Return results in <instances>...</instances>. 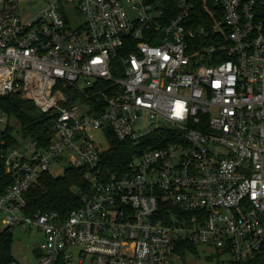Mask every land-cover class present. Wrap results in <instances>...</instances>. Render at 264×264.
<instances>
[{
  "label": "built area",
  "instance_id": "1",
  "mask_svg": "<svg viewBox=\"0 0 264 264\" xmlns=\"http://www.w3.org/2000/svg\"><path fill=\"white\" fill-rule=\"evenodd\" d=\"M40 1L0 0V97L54 121L30 158L0 130V236L41 234L34 264H173L186 245L264 262V0ZM110 135L136 150L113 170ZM64 161L90 194L31 214L26 192Z\"/></svg>",
  "mask_w": 264,
  "mask_h": 264
},
{
  "label": "trees",
  "instance_id": "2",
  "mask_svg": "<svg viewBox=\"0 0 264 264\" xmlns=\"http://www.w3.org/2000/svg\"><path fill=\"white\" fill-rule=\"evenodd\" d=\"M0 110L9 118L14 116L26 138L37 141L40 147H47L50 143V129L53 125V115L43 114L27 99L21 97L19 92L9 96L0 97ZM7 145L17 146V139L12 135V126L8 121L3 132ZM111 147L104 150L103 157L107 159L108 167L113 170L117 162H126L136 150L132 145H125L113 136L108 137ZM85 171L82 168L68 167L61 175H53L52 172L42 175L37 185L26 192V199L31 214L47 211L59 212L63 216L69 215L73 210L81 207L82 197L91 192L89 183L84 179ZM13 182V178L6 173L5 164L0 159V192H4ZM12 235L8 232L0 236V251L4 250V260H13L10 257ZM188 252L197 254V248L192 245L184 246ZM213 254L207 257L212 259ZM220 256V255H219ZM227 264H264L262 259L234 262L228 259Z\"/></svg>",
  "mask_w": 264,
  "mask_h": 264
},
{
  "label": "rangeland",
  "instance_id": "3",
  "mask_svg": "<svg viewBox=\"0 0 264 264\" xmlns=\"http://www.w3.org/2000/svg\"><path fill=\"white\" fill-rule=\"evenodd\" d=\"M19 2V10L27 11L29 15H33L37 12V10L42 7V2L40 0H18ZM20 14L21 11L19 12ZM82 86V85H80ZM2 111L0 110V115ZM4 116L8 118L10 121V125L12 126V135L17 139L16 149L19 153L24 154L27 158H30V138H26L23 135V131L21 130V125L17 121L14 116H9L5 113ZM7 124H3L0 122V130H4ZM96 141L101 142L103 147L106 146V142L102 137L98 134H95ZM14 150H11L13 153ZM67 162L54 163L53 168L51 170L53 175H61L63 174ZM10 234L12 235V241L10 246V257L13 260H16L22 264H34L37 261V256L34 253L36 246L40 244L42 241L41 234H33L29 232H24L22 229L15 227L10 230ZM197 254L188 253L183 260L174 261L173 264H227L229 257L226 255H218L213 256L212 259H208L210 255L215 254V252L211 248H206L204 246H197Z\"/></svg>",
  "mask_w": 264,
  "mask_h": 264
}]
</instances>
